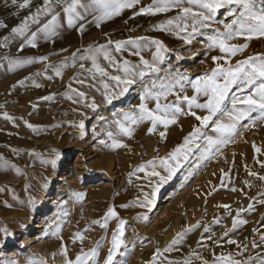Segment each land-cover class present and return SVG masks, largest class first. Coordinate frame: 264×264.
<instances>
[{
  "label": "rangeland",
  "instance_id": "obj_1",
  "mask_svg": "<svg viewBox=\"0 0 264 264\" xmlns=\"http://www.w3.org/2000/svg\"><path fill=\"white\" fill-rule=\"evenodd\" d=\"M41 2L33 0L31 11H35ZM142 3L147 5L151 0H142ZM15 11V8L3 7V0H0V21L8 25L7 29H0V41L9 36L6 46L0 48V156L8 161L5 164L0 160V229L12 233L6 245L0 246V264H11L13 261L15 264H64L61 244L66 246L68 257L74 260L81 250L86 253L95 248L98 241L101 243L95 264H103L111 247L113 232L121 220L125 222L123 244L116 252L114 264H146L157 248L163 250L176 233L197 221L202 225L211 224L214 218L220 217L219 224L211 225L219 237L226 228H231L232 217L240 209L245 210L240 213V218L247 223L230 233L231 238L249 243L244 258L249 254L264 255V244L256 249L250 247L252 240L260 243L259 234H254L253 229L264 233V204L259 202L264 199L261 195L264 193V181L248 175L249 170L264 175V168L256 162V159L264 161V155L254 153L252 147L255 143L264 151V120H257L251 130L243 127L250 121L241 120L238 129L243 139L237 138L235 143L221 146L220 153L207 160L204 159L206 142L200 141L201 147L193 148L189 159L172 179L152 196V178H146L143 172H135L131 177L128 174L146 161L164 156L181 143L191 125L196 123L194 118L181 116L178 124L169 127L165 141H160L157 134H147L148 122L131 125L132 134L124 136L119 133L115 121L123 120L122 112L139 103L142 87H133L125 96L107 104L95 88L73 84V87L88 94L89 102L95 97L98 107L93 110L73 104L66 98L67 83L74 72L71 67L64 70L63 79L35 77L42 84L41 88H35L30 81H26L25 86L18 85L13 89L12 85L18 80L43 71L44 64H26L9 71L8 60L3 58L47 55L49 63H58L77 48L105 43L108 38L125 40L134 36H149L162 40L170 49L160 65L161 77L170 72H181L194 79L210 70L212 55L220 54L218 50L207 47L208 37L212 34L209 30H204L203 35H198L192 44L186 45L176 36L153 30V25L175 13L130 19L132 10L126 9L98 29L94 24L87 23L95 11L90 7L88 12L79 9L86 16L85 21H77L74 27L68 28L66 17L57 9V23L61 25L59 35L48 41L41 34L37 48L25 45L24 51L19 52L17 47L23 38L10 36V29L18 25L30 10L24 9L13 15ZM219 18L224 20L226 15L221 14ZM41 19L44 20V17ZM81 22L86 24L83 35L76 31ZM244 42L243 39L231 41ZM62 48L67 51L62 52ZM151 51L154 47L146 48L142 54L151 59ZM258 53H264V38L248 41L245 51L234 57L232 62ZM124 58L133 62L137 60L127 53H124ZM101 63L106 62L101 60ZM48 74L51 75V72ZM154 78L149 77L148 83ZM185 92L191 95V87L186 86ZM47 95H53V100L40 99ZM33 103L37 105L35 109L32 108ZM149 106H153L151 102ZM4 112L9 113L13 121L5 120ZM255 116L253 114V118ZM220 118L226 120L227 116ZM81 119L84 120L83 129L78 126ZM25 120L35 128H28ZM108 131L113 132L114 137L126 147L113 149L100 145L99 140H107L105 133ZM209 134H212L210 130ZM53 159H57L55 166L51 163ZM221 170L227 173L224 187H221ZM233 187L236 191L231 190ZM77 193H83V197L77 199ZM145 195L152 200L151 210L141 206ZM219 204L230 205V211L218 208ZM249 204L253 205L252 210H248ZM109 207L117 215L108 218L107 228L93 224L92 221L96 220L103 222ZM76 232L84 235L83 243L79 240L73 242ZM202 232L203 227L189 232L177 245L180 250L163 253L157 264H167L168 260L183 261L193 250L210 262L214 256H235L237 253L236 245L226 242L216 246L205 241L208 247H200L197 241ZM2 238L3 233L0 232ZM192 259L193 264H201L195 257ZM88 264L93 262L89 260Z\"/></svg>",
  "mask_w": 264,
  "mask_h": 264
},
{
  "label": "snow or ice",
  "instance_id": "obj_2",
  "mask_svg": "<svg viewBox=\"0 0 264 264\" xmlns=\"http://www.w3.org/2000/svg\"><path fill=\"white\" fill-rule=\"evenodd\" d=\"M3 7L15 8L16 11L13 15H17L19 11L24 9L30 10L18 25L10 29V36L23 38L17 47L19 52L24 51L25 45L37 48V41L41 34L48 41L59 35L58 28L61 25L57 23V9L66 17L68 28L74 27L77 21L86 20V16L79 9L88 12V9L92 7L95 11L91 13L92 19L87 23L94 24L98 29L105 22L120 16L124 10L129 9L132 10L130 19L137 16L153 17L160 14L175 13L168 19L153 25V30L176 36L186 45L192 44L198 35H203L204 30H209L212 33L208 37L207 47L209 50H218L220 54L212 55L210 70L197 75L194 79L181 72L175 74L170 72L161 77L159 75L161 72L160 65L164 62L170 49L162 40L149 36H134L125 40L108 38L105 43H92L86 47L77 48L58 63H49V56L47 55L35 58L3 57L8 60L9 71L13 67H22L26 64L37 62L44 64L43 71L18 80L12 85L13 89L18 85L25 86L26 81H30L35 88H41L42 84L38 83L35 77L43 76L46 80L63 79L64 70L71 67L74 72L67 83L66 98L73 104L93 110L98 107L95 97H92L91 102H89L88 94L73 87V84L95 88L107 104H112L118 98L125 96L133 87H142L139 103L131 105L122 112L123 120L115 121L119 133L124 136L132 134L131 125L148 122L147 134H157L160 141H165L169 127L178 124L181 116L194 118L196 123L191 125L190 131L183 136L181 143L164 156L154 157L128 174L131 177L135 172H143L146 178H152L150 180L152 196H155L159 188L172 179L182 164L189 159L193 148L199 149L201 147L200 141L206 142L204 159L207 160L212 155L220 153L221 146L235 143L237 138L243 139V134L238 129L241 120L248 119L250 121L243 126L246 130L254 128L257 120H264V53L248 55L242 59H236L234 63L232 62L234 57L245 51L248 47V41L264 38V0H260L259 3L257 0H151V3L147 5H144L142 0H87V2L85 0H42L35 7V11H31L33 0H3ZM221 14H225L226 19L221 20L219 18ZM49 16L50 19H48ZM42 17L44 20L41 19ZM7 28L8 25L0 21V29ZM76 31L83 35L86 31V24L84 22L79 23ZM105 36H109V34L105 33ZM238 39H243L245 42L231 43V41ZM8 41L9 36H4L3 41H0V48L5 47ZM153 47L151 59L145 58L142 54L143 51ZM61 51L64 52L67 49L62 48ZM124 53L136 57L137 60L133 62L124 58ZM101 60L106 63L102 64ZM76 69L78 71H75ZM49 72L51 75L48 74ZM149 77H155L151 83H148ZM186 86L191 87V95L186 94ZM170 97L173 99H169ZM53 98V95H47L40 99L51 101ZM150 102L153 105L151 107L149 106ZM36 107L37 105L33 103L32 108L35 109ZM73 111L75 112L77 109H73ZM253 114H256L255 118H253ZM2 115L5 120L13 121L14 119L7 112ZM80 115L83 116V113ZM225 115L227 116L226 120L220 118ZM101 119L103 118L101 117ZM24 123L30 129L35 128L26 120ZM78 126L81 129L84 128L83 119L80 120ZM209 130L212 134H209ZM105 135L107 140H99L100 145L113 149L126 147L114 137L113 132L108 131ZM108 141L111 143L109 144ZM252 147L254 153L264 155V151L255 143ZM58 158L59 154L57 153ZM57 159L51 161L53 166L56 165ZM0 160H3L5 164L8 163L2 156H0ZM256 162L260 164L261 168H264V161L256 159ZM12 167L15 168V165ZM245 168L247 169V165ZM16 171L19 172L20 170L17 168ZM221 173V187H224L223 180L227 173H224L223 170ZM248 175L264 181V175H259L254 171L249 170ZM231 190L236 191L234 187ZM261 195L264 196V193ZM76 196L77 199H80L83 197V193H77ZM259 202L264 204V199ZM141 206H147L151 210L152 200L148 195H145ZM217 207L230 211L228 204H219ZM252 209L253 205L249 204L248 210ZM242 211L245 210L237 211L236 215L232 217L231 228H226L219 237L212 230L211 225L219 224L220 217L214 218L211 224L202 225L200 221H197L183 231L176 233L163 250L157 248L152 259L146 264H157V259L163 253L179 251L177 245L183 241L184 237L189 232L201 227H203V232L197 241L200 247H208L205 241H210L216 246H221L222 242H226L230 245H236L237 253L235 256L221 254L214 256L210 262L204 259L199 252L193 250L183 261L168 260L167 264H193V257L199 260L201 264H264V255L262 254H249L244 258L249 243L238 242L230 236V233L234 232L240 225L247 223L246 220L240 218ZM116 215L114 209L109 207L103 222L96 220L92 223L99 224L101 228L106 229L108 218ZM124 224L125 222L121 220L117 230L113 232L111 247L103 264H114L116 252L123 244ZM0 232L3 233L0 246H3L6 245L7 238L12 233L6 229H0ZM253 232L259 234V244L255 240L250 242V247L256 249L264 244V233H259L258 229H253ZM56 234L53 233V235ZM84 239L85 237L81 232H76L73 235V242L79 240L83 243ZM100 243L98 241L96 247L89 252L85 253L81 250V253L74 260L68 257L66 246L61 244L64 264H88L89 260L95 264ZM11 264H15V262L13 261Z\"/></svg>",
  "mask_w": 264,
  "mask_h": 264
},
{
  "label": "bare ground",
  "instance_id": "obj_3",
  "mask_svg": "<svg viewBox=\"0 0 264 264\" xmlns=\"http://www.w3.org/2000/svg\"><path fill=\"white\" fill-rule=\"evenodd\" d=\"M179 182H180V181H179ZM171 192H172V194H173V191H171ZM171 192H170V193H171ZM172 194H170L169 197H171ZM244 241H245V240H244Z\"/></svg>",
  "mask_w": 264,
  "mask_h": 264
}]
</instances>
